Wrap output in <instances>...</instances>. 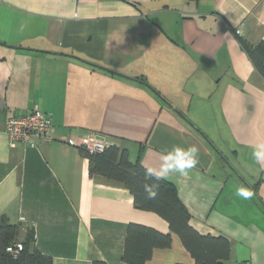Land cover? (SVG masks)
<instances>
[{"label": "crops", "instance_id": "obj_1", "mask_svg": "<svg viewBox=\"0 0 264 264\" xmlns=\"http://www.w3.org/2000/svg\"><path fill=\"white\" fill-rule=\"evenodd\" d=\"M261 42L264 0H0V221L52 264H126L129 223H168L90 175L81 139L144 168L195 145L197 166L166 179L190 225L228 238V264H264V167L249 147L264 139V78L247 52ZM33 108L50 116V140L10 145L7 118ZM192 261L172 233L145 264Z\"/></svg>", "mask_w": 264, "mask_h": 264}, {"label": "trees", "instance_id": "obj_2", "mask_svg": "<svg viewBox=\"0 0 264 264\" xmlns=\"http://www.w3.org/2000/svg\"><path fill=\"white\" fill-rule=\"evenodd\" d=\"M248 56L264 78V42L247 48ZM80 152L89 160V174L122 183L132 194L134 205L141 210L153 211L168 223L170 232H160L152 227L129 223L125 235L122 262L126 264H145L155 248H169L172 233L176 234L192 263L177 264H228L230 241L224 236L201 234L190 223V212L178 197L174 185L159 181V194L148 199L144 192L143 173L146 168L138 162L130 161L128 151L117 144H107L101 152H92L81 146ZM17 230L6 220L0 221V264H52L50 256L41 253L30 239L22 241L23 249L14 258L6 247L16 241ZM91 264H107L93 261Z\"/></svg>", "mask_w": 264, "mask_h": 264}, {"label": "clouds", "instance_id": "obj_3", "mask_svg": "<svg viewBox=\"0 0 264 264\" xmlns=\"http://www.w3.org/2000/svg\"><path fill=\"white\" fill-rule=\"evenodd\" d=\"M253 161L264 167V139L258 140L249 146ZM95 150V149H94ZM103 150V146L99 147ZM199 163V149L195 145L187 147L174 145L171 149L161 153L160 163L157 168H146L143 173L144 192L148 199H155L159 194V181L168 179L173 174L188 176L190 170L194 169ZM235 195L250 200L254 193L250 188L237 187Z\"/></svg>", "mask_w": 264, "mask_h": 264}, {"label": "built area", "instance_id": "obj_4", "mask_svg": "<svg viewBox=\"0 0 264 264\" xmlns=\"http://www.w3.org/2000/svg\"><path fill=\"white\" fill-rule=\"evenodd\" d=\"M51 128L52 121L50 116L37 108H33L26 114L8 117L5 124V133L12 146L17 143L25 146H34L36 139L43 142L50 140ZM70 142L76 144L74 140H70ZM106 145L93 134L84 136L80 141V146L92 152H101L99 147L103 146L104 149ZM22 249L23 244L18 241H14L6 247L7 252L14 258L17 257Z\"/></svg>", "mask_w": 264, "mask_h": 264}]
</instances>
